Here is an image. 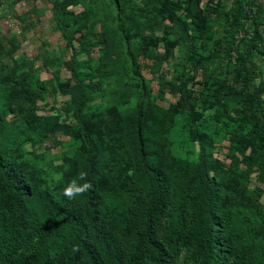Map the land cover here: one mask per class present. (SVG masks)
<instances>
[{
    "label": "trees",
    "instance_id": "1",
    "mask_svg": "<svg viewBox=\"0 0 264 264\" xmlns=\"http://www.w3.org/2000/svg\"><path fill=\"white\" fill-rule=\"evenodd\" d=\"M48 1L70 52L69 80L36 78L32 64L25 68L12 55L7 63L0 54V264H264V68L257 62H264V0H230L224 35L206 57L195 47V39L213 37L209 15L192 11L201 0ZM34 13L28 8L18 19L33 26ZM96 22L113 38L103 30L98 63L82 67L76 44L90 52L87 27ZM237 40L246 49L232 77L206 80L196 96L190 82L204 62L220 49L230 62ZM159 43L164 58L187 47L179 97L163 117L137 70V56ZM116 56L137 77L140 96L131 104L132 92L122 91L100 111L94 95L116 72ZM49 87L67 99L39 112ZM199 99L206 107L199 109ZM179 115L190 118L192 157L161 150L155 139ZM221 132L228 162L214 154ZM57 134L70 147L53 165L54 178L27 146L60 143ZM82 170L93 188L69 200L63 188ZM253 174L258 185L250 190Z\"/></svg>",
    "mask_w": 264,
    "mask_h": 264
},
{
    "label": "rangeland",
    "instance_id": "2",
    "mask_svg": "<svg viewBox=\"0 0 264 264\" xmlns=\"http://www.w3.org/2000/svg\"><path fill=\"white\" fill-rule=\"evenodd\" d=\"M88 2V0H85ZM230 0H201L197 7H192L194 12L196 9H201L205 14H208L212 26V38L208 41L196 40L195 47L203 57L209 55L213 50L214 40H221L224 35V26H222V15L228 10ZM51 3L48 0H7L0 6V54L3 55L7 63L10 61V55L16 62L22 63L25 68L27 64H32L34 76L49 82L54 73H58L62 80H69V72L65 67V62L69 59L70 52L67 49L63 38L57 30L51 11ZM28 8H34L35 13L31 15L29 20L33 26L23 25L18 16L25 12ZM74 10L82 9L81 6L73 8ZM114 28V26H113ZM106 26L100 25L96 22L94 26L87 27V38L89 51L80 49L76 44L78 52V60L80 66L86 67L89 64H96L101 56L102 45L100 43V34L108 31V34L113 38L112 32ZM112 31V30H111ZM155 34L161 35L160 30L155 27ZM149 33V31H147ZM136 35V31L131 32ZM190 31V36L194 35ZM79 34H77L78 36ZM134 35V36H135ZM237 38L238 34L236 35ZM134 43H140L139 38H134ZM246 49L245 43L240 40L236 41L233 57L229 61L225 56L223 49H220L215 58L209 59L204 62L205 67H201L195 77L191 80V88L196 96L199 98L200 91L204 87V82L210 81L211 83L221 82L223 78L232 77V66L237 62V58L244 53ZM187 47L183 44L174 48L170 57L164 58V48L162 43H159L154 51L145 56L139 54L137 60L139 63L138 72L144 78L147 85L148 92L150 93L153 108L159 117H163L166 110L171 103H175L179 97L177 86L179 84V77L186 72L185 68V51ZM258 64L264 68V62L257 60ZM115 63L117 64L116 72H110L103 78V88L95 93L94 104L98 106L100 111L109 105L117 98V94L126 91L132 92L130 97L131 104H135L137 98L140 96L139 86L137 80L133 76L126 73V64L119 60L116 56ZM157 64V65H156ZM206 69V70H205ZM157 71V72H156ZM159 73L163 78L159 77ZM209 74V75H208ZM214 88L215 85H214ZM67 97L59 93H54L49 87V93L46 94L42 101H39V112L51 113L54 109L59 108ZM207 102L199 99V109L206 107ZM212 113V108L205 111L208 116ZM190 122L189 116L179 115L176 117L175 124L163 136L156 135L155 139L158 141V147L161 150H168L173 154L186 157H192L193 151L197 148L196 144L191 141L187 131V125ZM161 132V128L156 129ZM57 139L60 143L53 141L36 143L34 146H27V150L32 158L40 165L46 168L50 177L57 178L59 174L55 171L53 165L61 163L60 156L67 152L70 147V140L61 134H57ZM229 142L221 132L216 139L215 143V156L221 160L228 162L225 154L228 149ZM35 155V156H34ZM254 174L250 181V190L258 185L255 181ZM263 195L261 202L264 204V184Z\"/></svg>",
    "mask_w": 264,
    "mask_h": 264
},
{
    "label": "clouds",
    "instance_id": "3",
    "mask_svg": "<svg viewBox=\"0 0 264 264\" xmlns=\"http://www.w3.org/2000/svg\"><path fill=\"white\" fill-rule=\"evenodd\" d=\"M88 172L80 171L77 177L70 179L63 188V195L69 199L74 200L77 197H82L85 193L93 188L91 181L87 179Z\"/></svg>",
    "mask_w": 264,
    "mask_h": 264
}]
</instances>
